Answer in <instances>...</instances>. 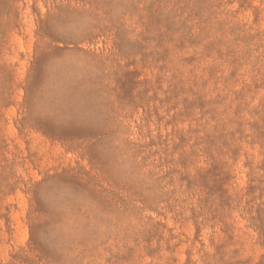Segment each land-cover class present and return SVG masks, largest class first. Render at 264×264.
<instances>
[{"label": "rangeland", "instance_id": "374dc122", "mask_svg": "<svg viewBox=\"0 0 264 264\" xmlns=\"http://www.w3.org/2000/svg\"><path fill=\"white\" fill-rule=\"evenodd\" d=\"M0 264H264V0H0Z\"/></svg>", "mask_w": 264, "mask_h": 264}]
</instances>
